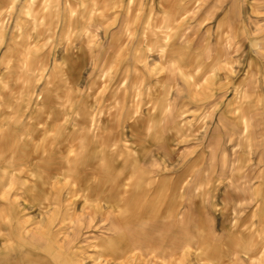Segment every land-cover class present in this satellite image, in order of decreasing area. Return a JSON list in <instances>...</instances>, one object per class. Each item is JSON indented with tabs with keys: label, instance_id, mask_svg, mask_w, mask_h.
<instances>
[{
	"label": "crops",
	"instance_id": "1",
	"mask_svg": "<svg viewBox=\"0 0 264 264\" xmlns=\"http://www.w3.org/2000/svg\"><path fill=\"white\" fill-rule=\"evenodd\" d=\"M142 4L139 18L175 29L135 65V125L115 130L131 154L67 198L50 256L27 205L30 253L40 264H264V0Z\"/></svg>",
	"mask_w": 264,
	"mask_h": 264
},
{
	"label": "rangeland",
	"instance_id": "2",
	"mask_svg": "<svg viewBox=\"0 0 264 264\" xmlns=\"http://www.w3.org/2000/svg\"><path fill=\"white\" fill-rule=\"evenodd\" d=\"M142 2L0 5L7 18L6 29L0 24V86L10 93L0 95V264L9 251L11 264H40L25 241L27 205L46 242L39 255L50 256L61 227L53 231L52 224L67 220V198L88 184L98 188L110 171L107 159L131 154L115 130L135 125V65L146 50L169 43L175 29L168 19L139 18Z\"/></svg>",
	"mask_w": 264,
	"mask_h": 264
}]
</instances>
